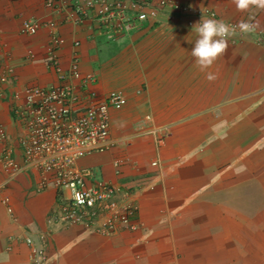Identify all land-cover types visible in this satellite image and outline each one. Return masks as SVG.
<instances>
[{"label":"crops","instance_id":"obj_1","mask_svg":"<svg viewBox=\"0 0 264 264\" xmlns=\"http://www.w3.org/2000/svg\"><path fill=\"white\" fill-rule=\"evenodd\" d=\"M177 1L196 15L160 13V21L113 37L98 28V4L88 8L86 0H0V124L12 135L14 93L58 85L57 73L71 78L74 57L82 74L99 79L88 87L73 81L78 96L92 90L99 98L115 81L110 89L128 98L110 112L117 142L77 162L115 186L113 201L129 208V223L112 229H102V218L88 226L49 222L61 190L48 183L35 192V171L4 183L0 168V264H264V36L257 34L264 11L256 32L229 38L224 56L201 71L191 55L193 26L213 14L237 25L249 14L233 0ZM25 19L39 23L36 34L22 29ZM48 23L63 40L57 50ZM159 125L170 131L163 146L160 128H150ZM42 233L45 245L24 242Z\"/></svg>","mask_w":264,"mask_h":264},{"label":"built area","instance_id":"obj_2","mask_svg":"<svg viewBox=\"0 0 264 264\" xmlns=\"http://www.w3.org/2000/svg\"><path fill=\"white\" fill-rule=\"evenodd\" d=\"M98 4L96 20L105 23V28L113 35L115 32H129L140 29L144 23L156 22L160 13L165 15L166 20H171L173 17L179 18L193 17L196 12L186 4L177 0H105L98 2L96 0H86L88 8ZM98 17V18H97ZM97 21V22H98ZM192 20H188V25H192ZM39 23L34 19H25L22 23V29L27 34H36L39 30ZM47 26L51 29L50 34V48L57 50L62 46V38L53 29V23H48ZM55 59H52V64L56 66ZM59 71V69H57ZM66 77V76H65ZM69 77L79 78L81 72L78 66L77 58L74 57L69 67ZM61 78H64L61 75ZM5 80V77L1 78ZM11 107L17 113L18 108H35L39 113L48 109L52 117L56 115H63L65 121L68 120L70 113L69 108L76 101V91L74 85L59 84L51 86L48 89L43 87L32 86L25 88L21 92L14 93ZM20 100V101H19ZM109 106L113 109H118L126 103V98L122 93H111L108 98ZM107 107L101 109L102 121L100 123L99 131L89 130L83 132L79 127H74L71 133L60 135L62 138L75 140L73 146L69 148L55 149L52 155H56V163L52 165L72 167L75 165V159L79 156L89 154L93 148L88 141L96 138H106L108 136L107 121L105 119ZM93 111L87 115V121L91 122ZM55 119V118H54ZM55 121V120H54ZM79 140L85 141V145L79 143ZM69 154V159H62V155ZM40 160V159H38ZM37 160V161H38ZM47 164V163H45ZM153 165H157L158 161L154 160ZM45 170L49 167L45 166ZM92 173L89 170L82 169L70 181L62 185L67 190L66 197L62 195L63 201L55 211L54 220L61 221L68 225L82 224L90 225L95 219L101 220L102 229H112L116 222L129 223L128 214L129 208L118 206L113 201V197L120 194V191L115 187L101 180L93 179ZM124 198L127 194H123ZM106 214V215H105ZM105 215V217H103ZM57 219H56V218ZM132 227V226H131ZM47 235L42 233L39 235V241L42 245L46 244ZM25 241L32 245L33 241L27 237ZM44 247L41 250L34 249V255L42 259Z\"/></svg>","mask_w":264,"mask_h":264},{"label":"rangeland","instance_id":"obj_3","mask_svg":"<svg viewBox=\"0 0 264 264\" xmlns=\"http://www.w3.org/2000/svg\"><path fill=\"white\" fill-rule=\"evenodd\" d=\"M212 17L218 19L217 16L214 17V14L212 15ZM98 23H99L98 28L101 29L102 33L103 31L108 32V29L106 28L105 30H103L105 23L101 21L100 22L98 21ZM121 33L124 32H115V34L113 35H115L116 37ZM257 34L264 36V32H258ZM112 36L109 37V35H106V37H108L109 39L108 41L114 40ZM105 43H109V42L106 41L102 42L100 47L102 48L103 44ZM77 62L80 69V63H79L80 61L78 59ZM115 71L117 72V74L119 73L117 67ZM57 76L60 84L73 85L74 84L73 81H76L78 84L84 87H88V85L91 84H96L99 80L95 74H90V73L86 75L81 73V77L69 78L67 80H66L67 77L61 78V75L60 74L58 75V73ZM112 83H115V81L108 83L110 88L114 86V84ZM110 88L109 91H106L99 98L97 96V93L92 90H89V92L86 93L83 92L84 95L83 97L78 96L76 92L77 99L76 101L73 102V105L69 108L70 113L68 114L69 118L67 121H65L66 120L65 117L61 114L59 115L55 114L54 117L55 119H54L52 117L53 114L48 112V109L39 113L33 107L18 108L16 113L12 107H9V112L14 121V123L11 125L13 131L12 135L8 133L7 128L3 124H0V168L3 174L2 181H4V183H8L10 181L15 180L19 175H21L25 171H35L39 176L36 186L34 188L35 192L45 190L48 187V183H52L56 189L61 190L60 195L62 198L63 195L62 189H64L62 185L70 181L76 174L82 171V169L91 171L92 178H90V181H92L93 179H98L97 177H95V173H93V170L91 168H83L79 166L77 162L78 159H81L86 155L79 156L78 158H76L75 165H73L72 167L70 166V164L67 166L56 167L52 165V163H56L55 161H57V157L56 155H52V154L54 153L53 151L55 149L69 148L74 145L75 140L65 139L62 138V136L60 137V135L71 133L74 130V127H79V129L80 130L82 129L83 132L89 130L88 126H90L91 130L99 131L100 123L102 121L101 109L104 106L107 107L105 119L107 121L108 136L104 139L96 138L95 140L88 141V143L92 145L93 150L87 155L104 152L116 144L117 141L111 136L110 133V129H111L110 112L119 111L122 108H124L128 102V98L122 90L110 89ZM119 92L125 96L126 103L118 109H113L109 106L108 98L111 95V93H119ZM90 111H93V116H92V121L88 122L87 115ZM162 126L164 125L150 127V128L156 127V129L160 128L157 130L159 131L158 132L159 137L157 143L160 146H163L164 143H166V139L170 136L169 127L161 128ZM139 128H137L134 131V134H142V133L144 134L146 129L141 128L142 130H140ZM79 143L85 145V141L83 140H79ZM61 157L63 160L70 158L69 154L62 155ZM45 166L49 167V169L45 170L44 169ZM99 180L112 185L111 183H109L108 181H104L103 179H99ZM58 201H59V197L57 198L56 204L54 205L52 211H49L50 213H48L47 215L49 222H53V223L55 222L54 214H56L55 211L57 210V208L61 203ZM2 203L6 205L7 211L11 212V207L8 205L6 198H4ZM27 237L23 238L26 244L27 242L25 241V239ZM31 239L33 241L31 247H39V237H37L36 241L32 237Z\"/></svg>","mask_w":264,"mask_h":264},{"label":"clouds","instance_id":"obj_4","mask_svg":"<svg viewBox=\"0 0 264 264\" xmlns=\"http://www.w3.org/2000/svg\"><path fill=\"white\" fill-rule=\"evenodd\" d=\"M233 4L237 11L248 13V19L241 20L237 25H231L224 20L209 18L200 20L193 26L197 38L191 49V55L201 71L210 68L218 58L224 56L229 47V38L252 34L260 27L256 14L264 11V0H233ZM213 78L209 74V79Z\"/></svg>","mask_w":264,"mask_h":264}]
</instances>
